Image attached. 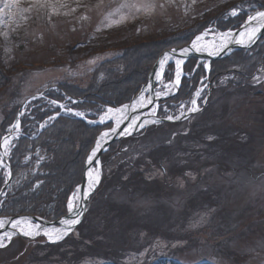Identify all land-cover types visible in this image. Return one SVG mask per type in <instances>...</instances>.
I'll return each mask as SVG.
<instances>
[{"label":"rangeland","instance_id":"obj_1","mask_svg":"<svg viewBox=\"0 0 264 264\" xmlns=\"http://www.w3.org/2000/svg\"><path fill=\"white\" fill-rule=\"evenodd\" d=\"M241 1L0 0V179L8 186L13 181L8 159L30 102L60 83L86 88L101 75L96 73L100 64L119 62L118 56L137 45L197 31L183 47L201 36L205 39L196 45L211 47L213 36L242 26L224 31L213 25L223 12L237 16ZM257 1L264 7V0ZM258 3L246 6L247 11ZM256 12L264 8L250 15ZM253 47H240L219 60ZM191 59H181L176 87V61L167 62L153 91L146 90L151 102L144 112L157 117L160 109L170 120L189 115L168 122L174 126L154 120L110 143L93 165L98 183L82 197L78 188L83 179L74 188L69 201L76 207L78 201L87 204L79 223L62 238L44 234L62 225L44 226L26 217L30 215L1 216L0 223L27 219L28 224L11 237L0 236V264H264V65L245 77L240 73L247 70L231 66L216 83L210 78L211 62L219 60L194 58L197 63L191 66ZM198 69L205 74L198 78L192 100L174 99L183 77ZM133 99L119 107L102 106L103 113L95 117H88L91 110L76 116L82 112L73 106L76 100L53 104L60 113L105 127L88 156L101 134L115 127L108 110ZM16 107L15 119L3 129ZM102 116L110 118L101 123ZM36 226L38 234L24 235Z\"/></svg>","mask_w":264,"mask_h":264},{"label":"trees","instance_id":"obj_2","mask_svg":"<svg viewBox=\"0 0 264 264\" xmlns=\"http://www.w3.org/2000/svg\"><path fill=\"white\" fill-rule=\"evenodd\" d=\"M256 1H241L240 13L237 16L230 18L223 12L224 14L214 19L213 25L217 30L224 31L239 28L254 9L264 8ZM252 3H258L257 8L247 11L246 6ZM196 33L198 32H189L179 38L158 40L151 45H137L127 49L122 56H118L122 57L119 59L120 63L112 62L108 66L100 64L101 69L96 73L101 75L93 78L86 88L80 89L68 83H60L56 89L44 92L41 98L30 102L20 118L21 134L11 148V156L8 159L13 181L0 195V217L30 215L50 221L57 220L68 210L70 196L83 179L85 158L92 147L94 137L105 127L91 125L82 119L60 113V108H56L53 100L59 103H67V98L76 100V103L72 104L75 108L85 115L89 110L93 112V116L88 117L101 115L102 106L119 107L126 104L146 83L157 59L171 48L183 47ZM237 54L211 62L210 78L213 82L218 83L231 66L247 70L240 73L244 77L252 76L251 74L264 65V37L250 51L243 50ZM188 62L193 66L196 60L192 58ZM204 74L198 69L193 72V79L188 75L184 76L174 99L192 100L198 87V78ZM99 76L105 79L100 80ZM18 110L19 107H16L7 114L3 129L13 122ZM55 113L60 114L57 118L47 120ZM158 116L167 118L169 114H163L159 109ZM45 121V126L39 131V124ZM164 124L174 126L166 122L158 123L159 126ZM156 127L158 126L154 128ZM28 154H31L30 159L24 161ZM6 181L0 179V191Z\"/></svg>","mask_w":264,"mask_h":264},{"label":"bare ground","instance_id":"obj_3","mask_svg":"<svg viewBox=\"0 0 264 264\" xmlns=\"http://www.w3.org/2000/svg\"><path fill=\"white\" fill-rule=\"evenodd\" d=\"M262 13H264V12H262ZM258 14L259 13L253 15L249 19L247 24L244 26V28L238 34H235V32H227L224 34H218V35L213 36V39L211 42V44H212L211 47H208L206 45H203V46L197 45L196 48H193V46L191 45L189 48H185L188 50L186 53L183 51L184 50L183 49V50L179 51V55L178 54H173V55L167 54L169 56V59L165 62L163 69L165 68V65L167 64V62H170V60L174 59L175 61L179 60L181 62V59L183 58V57L181 58V56H185L188 53L197 52L201 55L207 54V55L213 56V55H216V54L220 53L221 51L227 49L231 45H245V44L249 43L257 35V33L260 31L262 22L264 20V17H261ZM199 38H200L199 40L197 39V41H195V44H197L199 41H203L205 39V37H203V36H201ZM180 66H181V63L179 65V72H180V77H181ZM162 71L163 70H161V67L159 65V68H158L156 74L153 76V81H152L153 84H155V82L159 80ZM175 80H176V78H175ZM174 86L176 87L177 85L174 84ZM175 87L172 90H170V92H173L175 90ZM147 89L142 91V93L137 97V99L131 105H126L127 107L123 106L121 109H118L119 111L114 110L110 113L109 116L116 119V124L114 127L115 131H110L109 136L106 139H108L110 136L115 134L116 131L121 127V125L129 118L130 115H133V116L128 121V123L125 126L122 133L136 131L138 129H141L144 126L150 125L153 122V120H154L153 114H151V113L145 114L142 112V110L146 107L147 102L137 103V101L139 100V98L141 96H143L145 98V101H149L145 97V93H146ZM117 120L120 121L119 124H117ZM10 139H11V137L9 136L5 140H7V143H8ZM106 139L104 141L100 142L101 147L105 143ZM5 140L3 143L4 147L6 146ZM98 141H99V138H98L97 142ZM97 142H96V145H97ZM96 145H95L94 149L92 150L91 154L89 155V157L92 156V153L94 150L97 154L99 149L101 148L100 147L97 150ZM94 157H92V160L94 159ZM88 160H89V158H88ZM89 172L92 173V179L93 180H95L97 177V174H95L93 167H92L86 175V186H85L84 194L88 193V191L90 190L89 189V179H90L89 178ZM27 224H28L27 219H16L15 221H12V222H8L5 220V221L0 223V228H2L3 226L4 227L8 226V229H6L4 232H2L0 234V236L2 237V236L7 235V237H11L15 233H17V231H20L18 227H23V226L25 227V226H27ZM70 227L71 226L65 225L63 223L62 226H59L57 228H52L51 230H54V229L58 230L59 232L64 233L63 235H65L68 232V229H70ZM38 230H39V227L31 228V231L33 233H36ZM51 230H49V231H51ZM52 235L54 237L53 239H56L55 238L56 233L52 232Z\"/></svg>","mask_w":264,"mask_h":264},{"label":"water","instance_id":"obj_4","mask_svg":"<svg viewBox=\"0 0 264 264\" xmlns=\"http://www.w3.org/2000/svg\"><path fill=\"white\" fill-rule=\"evenodd\" d=\"M252 16H250L247 21L245 22V24L243 26H241L238 30L235 31V34H238L243 28L244 26L247 24V22L249 21V19L251 18ZM264 36V20L262 22V25H261V29L260 31L257 33V35L247 44L245 45H231L230 47H228L227 49L221 51L220 53L216 54V55H201L197 52H192V53H188L186 54L185 56H183V58H196V59H207V60H219L221 58H225L226 56H228L229 54L232 53L233 50L235 49H238L240 47H245V48H250V47H253L258 41L259 39H261L262 37ZM190 46H187V47H182V48H175V49H171L169 51H166L164 52L160 57L159 59L157 60V62L155 63L154 67L152 68L151 72H150V75H149V78H148V81L147 83L143 86L142 88V91L145 90V89H150L151 91H153L154 89V84L152 83L153 81V76L156 74L158 68H159V65H160V62L162 60V58L167 55V54H178L179 55V51L185 49V48H189ZM153 93L151 92V95ZM138 97V96H137ZM135 97V99L137 98ZM133 99V101L135 100ZM133 103V102H132ZM132 103H130L129 105H131ZM149 107H146L142 110V112H145L148 110ZM133 115H130L129 118L121 125V127L116 131L115 134H113L112 136H110L108 139H106L105 143L102 145V147L99 149L98 153L96 154V156L94 157V159L91 161V163L89 162L88 158H89V155L87 156V159H86V162H85V167H84V174H83V181H82V184L79 186L78 188V194L80 195V197H82V195H84V191H85V186H86V175L88 173V171L93 167V165L95 163H98L99 161V158L101 156V154L108 148V146L110 145V143L114 142L115 140L117 139H121L123 138V135L121 134L122 131L124 130L125 126L127 125L128 121L130 120V118L132 117ZM161 121H164V122H169V120H161ZM92 152V151H91ZM90 152V154H91ZM8 186V183L2 188V190L0 191V195L4 193V191L6 190ZM78 205H77V208L79 209V211H82L84 212L85 210V206L87 204V200H84L82 202L78 201ZM28 217L29 219L33 220V221H36L37 223L41 224V225H44V226H53V225H62V221L64 220H70V219H74L76 217L73 216L72 213H68L66 215H64L62 218H60L59 220L57 221H53V222H50V221H47V220H43L39 217H36V216H26ZM15 217H12L10 218L9 221H12L14 220ZM80 220V219H79ZM6 229H8V226H6L5 228L3 229H0V233L4 232Z\"/></svg>","mask_w":264,"mask_h":264},{"label":"snow or ice","instance_id":"obj_5","mask_svg":"<svg viewBox=\"0 0 264 264\" xmlns=\"http://www.w3.org/2000/svg\"><path fill=\"white\" fill-rule=\"evenodd\" d=\"M233 15H235V12H233ZM258 15L261 16V17H264V13H259ZM197 39L199 40L200 38L198 37ZM196 47H197V45L194 43L193 44V48H196ZM183 51L186 53L188 50L187 49H184ZM168 59H169V56L168 55H165V57L161 60V62H160L161 70H163L164 64H165V62ZM180 63L181 62L179 60L176 61L177 69H178L177 70V73H176V80H175V84L176 85H178L179 82H180V72H179V65H180ZM196 95L199 96V92H197ZM143 102L150 103L151 101H145V98L143 96H141L139 98V100L137 101V103H143ZM192 103H193V106H194L193 107V110H196V108H195V103L196 102L195 101H192ZM108 111H109V113H111L113 110L109 109ZM117 111H119V110H117ZM75 115L76 116L83 117L85 114L82 113V112H76ZM106 118H110V117L102 116L100 118V122L103 123ZM169 119H171V117H169ZM119 122L120 121L117 120V124H119ZM17 127H18V125H17ZM112 131H115V129H112ZM108 136H109V132H104V133L101 134V136L99 137V141L97 142V145H96L97 150L101 147V143L100 142L101 141H104ZM5 144L7 145V140H5ZM95 155H96V152L94 150L93 153H92V156L89 157V162L90 163L92 161V157H94ZM89 178H90L89 179V189L91 190V188L94 186V184L95 183H98V173H97L96 179L93 180L92 179V173L89 172ZM86 195H87V193H85V196ZM75 199H78V197H74V200ZM67 208H68L69 213H72L73 216L76 217V218L71 219V220H64V221H62V223H64L65 225H69V226H72V225H75V224L79 223V216H80L81 213H80L79 209L76 207V205L74 204V201H69L68 202V205H67ZM36 227H38V226H36ZM52 232H55L56 233V236H55L56 239L62 238V235L64 234V233L59 232L58 230H55V229L54 230H51V231L45 230V233L44 234L45 235H48L49 236V239H53L54 237L52 235ZM33 234L34 233L31 230L24 231V235H33ZM35 234H38V232L35 233ZM3 246L4 245L2 243H0V247H3Z\"/></svg>","mask_w":264,"mask_h":264}]
</instances>
